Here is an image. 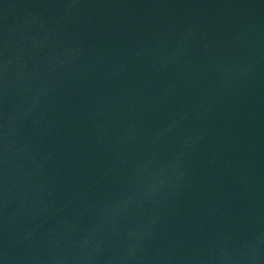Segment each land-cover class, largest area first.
I'll return each instance as SVG.
<instances>
[{
	"label": "water",
	"instance_id": "water-1",
	"mask_svg": "<svg viewBox=\"0 0 264 264\" xmlns=\"http://www.w3.org/2000/svg\"><path fill=\"white\" fill-rule=\"evenodd\" d=\"M0 264H264V0H0Z\"/></svg>",
	"mask_w": 264,
	"mask_h": 264
}]
</instances>
